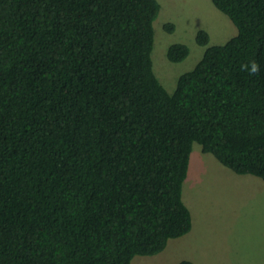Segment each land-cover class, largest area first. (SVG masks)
<instances>
[{"label":"trees","instance_id":"trees-1","mask_svg":"<svg viewBox=\"0 0 264 264\" xmlns=\"http://www.w3.org/2000/svg\"><path fill=\"white\" fill-rule=\"evenodd\" d=\"M212 2L238 33L169 94L152 62L158 0H0V264L160 254L192 231L194 143L264 181V0Z\"/></svg>","mask_w":264,"mask_h":264},{"label":"rangeland","instance_id":"rangeland-1","mask_svg":"<svg viewBox=\"0 0 264 264\" xmlns=\"http://www.w3.org/2000/svg\"><path fill=\"white\" fill-rule=\"evenodd\" d=\"M161 10L154 22L152 62L155 75L169 94L179 78L197 66L205 51L224 45L238 33L232 21L212 0H158ZM174 26L170 31L167 27ZM205 31L208 46L197 43ZM185 44L189 56L168 59V49ZM182 197L192 215V231L169 241L155 256H137L131 264H264V181L238 175L213 155L193 144Z\"/></svg>","mask_w":264,"mask_h":264}]
</instances>
